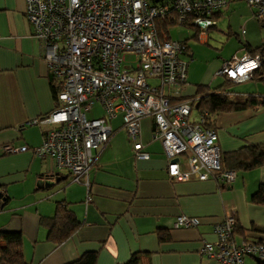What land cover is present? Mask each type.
I'll return each instance as SVG.
<instances>
[{"label":"crops","instance_id":"0c3cea01","mask_svg":"<svg viewBox=\"0 0 264 264\" xmlns=\"http://www.w3.org/2000/svg\"><path fill=\"white\" fill-rule=\"evenodd\" d=\"M25 10L26 0H0V193L4 203L0 230L22 233L21 264H65L89 251L96 252L95 264H123L132 253L139 254L141 264H218L200 249L216 240L212 224L230 210L236 215V242L264 239V203L252 201L254 192L264 186V164L237 169L230 183L213 177L178 181L168 174L161 142L151 138L155 124L150 116L141 121L147 158L135 157L120 117L110 120L113 133L97 152L88 186L70 181V174L59 169L50 155L38 158L29 149L5 154V143L29 148L41 144L53 126L41 119L56 106L53 86L58 88L56 93L61 88ZM211 19L213 23L202 34L192 22L184 25L193 31L182 39L187 44L181 56L188 62L186 83L171 94L174 102L188 100L181 99L194 96L199 86L223 85L228 80L218 73L222 63L249 53L244 44L257 48L264 43V26L243 1H229ZM253 75L223 87L240 95H264V66ZM169 91L164 87V92ZM98 106L94 117H103L104 110ZM198 115L193 110L191 118ZM213 127L222 159L246 145H264V107L220 112ZM179 160L185 170L183 158ZM41 179L52 185L37 186ZM12 184L22 187L12 189ZM58 201L73 210L80 226L65 241L53 244L46 240L47 228L39 218L53 215ZM178 215L194 217L198 223L175 227ZM259 261L244 257V264Z\"/></svg>","mask_w":264,"mask_h":264},{"label":"built area","instance_id":"2783aa9c","mask_svg":"<svg viewBox=\"0 0 264 264\" xmlns=\"http://www.w3.org/2000/svg\"><path fill=\"white\" fill-rule=\"evenodd\" d=\"M229 1L26 0V18L42 42L45 61L61 88L55 108L41 119L53 124L41 144L29 148L5 143L3 152L29 149L38 158L50 155L59 169L70 174V181L88 186L97 152L113 133L110 120L120 117L135 157L147 158L141 121L150 116L155 124L151 138L161 142L170 176L178 181L209 177L234 181L236 171L221 168L216 131L206 126L208 112L192 119V101H170L171 94L186 83L188 62L181 56L187 44L161 36L156 28L157 20L175 18L180 25L185 20L192 22L202 34L213 23L212 13ZM240 1L254 9V17L264 26V0ZM261 65L260 54L245 53L224 61L218 73L240 83L250 80ZM94 103L102 106L103 117L88 118ZM197 223L194 217L178 215L174 226ZM235 224L231 210L214 222L216 240L205 242L201 254L218 264H244L245 256L264 261V239L236 242Z\"/></svg>","mask_w":264,"mask_h":264},{"label":"trees","instance_id":"16d2710c","mask_svg":"<svg viewBox=\"0 0 264 264\" xmlns=\"http://www.w3.org/2000/svg\"><path fill=\"white\" fill-rule=\"evenodd\" d=\"M175 18L159 19L156 21L157 32L163 36L169 37L170 26L176 25ZM181 25H190L188 21H183ZM249 54H260L262 56V65L264 66V43L257 48H249L244 44ZM257 69L253 74L257 73ZM254 76V75H253ZM253 78V77H252ZM229 84L228 81L224 83ZM223 84V85H224ZM220 85L216 88H203L199 86L196 94L190 97H184L181 100L188 99L194 104V109L199 113L208 112L206 126L213 127L215 117L220 112H231L247 108L259 109L264 107V95L246 94L240 95L233 91L227 90ZM57 86H53L56 94ZM174 102V99L170 98ZM7 154V153H5ZM10 154V153H9ZM228 158L220 157L221 168L248 170L264 164V145H246L240 150L230 153ZM252 201L256 203H264V186H259L258 190L252 195ZM39 222L47 228L46 240L53 244H60L70 237L80 226V222L76 218L75 213L63 201H58L55 212L51 216H40ZM237 229V221L234 232ZM239 229V228H238ZM264 233V230H261ZM23 235L20 231L0 230V264H21L24 262L23 257ZM264 264V261H259ZM96 252H84L76 260L65 264H95ZM123 264H141L138 253H132L129 259Z\"/></svg>","mask_w":264,"mask_h":264},{"label":"rangeland","instance_id":"374dc122","mask_svg":"<svg viewBox=\"0 0 264 264\" xmlns=\"http://www.w3.org/2000/svg\"><path fill=\"white\" fill-rule=\"evenodd\" d=\"M191 31H193V28L191 27H186L184 25H180V24H176L173 26H170L169 28V32H170V38L172 40H182L184 37L187 36L188 33H190ZM130 56H127V59H129ZM152 83H155L156 80L151 79L150 80ZM99 104L95 103L92 107L93 110H91V112L88 113L89 117H94V116H98V110H99ZM12 189H16L19 190L22 185H15L12 184Z\"/></svg>","mask_w":264,"mask_h":264},{"label":"water","instance_id":"95a60500","mask_svg":"<svg viewBox=\"0 0 264 264\" xmlns=\"http://www.w3.org/2000/svg\"><path fill=\"white\" fill-rule=\"evenodd\" d=\"M65 178V177H64ZM43 182H37V186H40V185H43L45 183V186H51L52 184L51 183H48L47 181L44 182L45 180L44 179H41ZM55 181H58V178H55ZM4 205L3 203V197H2V193H0V208H2Z\"/></svg>","mask_w":264,"mask_h":264}]
</instances>
